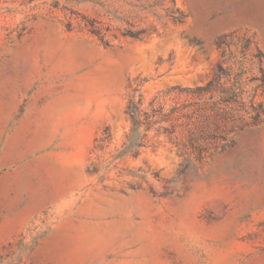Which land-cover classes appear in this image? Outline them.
<instances>
[{"label": "rangeland", "instance_id": "rangeland-1", "mask_svg": "<svg viewBox=\"0 0 264 264\" xmlns=\"http://www.w3.org/2000/svg\"><path fill=\"white\" fill-rule=\"evenodd\" d=\"M24 117L0 264H264V0H0V141Z\"/></svg>", "mask_w": 264, "mask_h": 264}, {"label": "crops", "instance_id": "crops-1", "mask_svg": "<svg viewBox=\"0 0 264 264\" xmlns=\"http://www.w3.org/2000/svg\"><path fill=\"white\" fill-rule=\"evenodd\" d=\"M62 135L57 131L60 138L58 137L57 142L55 144L52 143L51 150L56 151L58 154H62L64 150V144L67 142L63 139V129H61ZM39 141L34 140V118L30 121V119L22 118L16 119L14 124L8 127L5 130L4 137L0 141V154L8 151L10 155L15 157L16 159L21 158L23 160L22 165L26 167H30V173L28 177L24 178V181H28L33 183L32 187L23 186L22 188L18 185V182L21 180L18 173L14 174L17 170V165L14 163L10 165L8 168H12V171L9 169L4 172V174L8 175L7 180L16 183L15 190L19 191V194L15 197H33L34 198V150L37 151L39 149L40 143ZM34 146H37L36 148ZM49 150V148H48ZM41 151L46 152V147H41ZM61 156V155H60ZM14 174V175H13ZM21 188V189H20Z\"/></svg>", "mask_w": 264, "mask_h": 264}, {"label": "trees", "instance_id": "trees-1", "mask_svg": "<svg viewBox=\"0 0 264 264\" xmlns=\"http://www.w3.org/2000/svg\"><path fill=\"white\" fill-rule=\"evenodd\" d=\"M175 19H180V17H175ZM91 33L94 35H99L98 31L94 28L91 29ZM143 32H133L131 30H124L122 35L124 37H128L134 40H140L141 39V34ZM128 113L130 117V123H131V134L130 137L128 138V144L125 148V151H128L130 153L135 154L136 149L141 146V141H142V133H141V124L138 121V108L137 105L131 102L128 107ZM150 125H146L145 129L148 128Z\"/></svg>", "mask_w": 264, "mask_h": 264}]
</instances>
